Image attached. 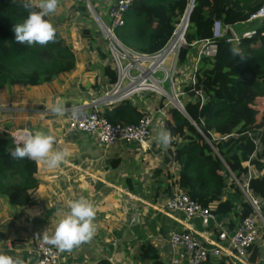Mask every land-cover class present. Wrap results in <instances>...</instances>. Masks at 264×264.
I'll use <instances>...</instances> for the list:
<instances>
[{"label":"trees","instance_id":"obj_1","mask_svg":"<svg viewBox=\"0 0 264 264\" xmlns=\"http://www.w3.org/2000/svg\"><path fill=\"white\" fill-rule=\"evenodd\" d=\"M263 1L194 0L184 40L187 45L196 44L192 49L180 50L179 62L184 63L186 55L195 52L199 41L211 38L214 21L222 27L242 26ZM22 2L0 0V105H5L4 96L12 87L36 88L67 75L75 67L74 53L56 23H53L57 29L55 43L28 46L15 42L14 26L28 15ZM188 3L189 0H136L124 15L123 26L115 30V36L135 53L153 54L170 38ZM78 7L86 12L82 3ZM78 31L84 47L96 51L105 82L112 86L116 77L108 56L95 44L90 29L80 27ZM250 34L240 35L236 44L228 42V33L223 34L214 42L215 55L196 63L195 84L205 98L185 103L186 117L174 109L167 110L163 129L171 130L174 140L164 155L165 168L153 173L159 186L155 197L160 198L154 200L157 205L164 203L176 188L214 216L224 218L229 230L252 216L241 190L259 201L264 219V22ZM234 47L241 49L247 59L233 57L229 50ZM137 99L142 102L146 98L134 96L130 100ZM130 100L102 106L98 114L110 123L134 124L147 114ZM14 147L11 138L0 135V198L18 208L28 205L38 190V169L37 161L15 160L9 151ZM171 162L179 167L175 180L167 173ZM260 171L262 176L252 177V172ZM250 178L248 192L246 183ZM231 194L238 197L232 199ZM138 252L139 260L156 264L157 255L149 244L139 246ZM95 264L109 263L99 260ZM204 264L231 263L221 256Z\"/></svg>","mask_w":264,"mask_h":264},{"label":"crops","instance_id":"obj_2","mask_svg":"<svg viewBox=\"0 0 264 264\" xmlns=\"http://www.w3.org/2000/svg\"><path fill=\"white\" fill-rule=\"evenodd\" d=\"M98 1L99 7L95 6L92 8L93 12H89L93 16V27L97 20L106 21L102 10L103 0ZM76 8L79 9L78 4ZM79 11L84 14L80 9ZM56 25L69 31L62 36L74 53V69L67 75L58 76L36 88L12 87L4 96L5 105H0V135L11 138L17 130H41L54 135V149L66 150L67 156L55 169H49L36 160V180L39 188L28 205L12 207L7 205L4 198H0V251L18 256L26 264H30L31 255L28 253L34 242L43 239L45 233L52 235L61 214L68 210V202L81 196L95 206L94 223L97 232L90 242L75 248L71 253L65 252L64 264H95L99 260L109 264H154L150 260L138 259V248L145 244L154 249L157 255L156 264H170L175 251L168 246L169 233L189 227L203 239H214L217 233L215 227H203L198 220H194L185 228L180 215L164 213L163 207L167 200L160 205L154 202L160 196L155 197L159 186L153 179V173L165 168L163 160L166 152L157 142V134L163 129L167 110L173 109L165 98L149 93L138 96L146 98L142 102L138 99L130 100L152 118L151 136L146 148L135 144H116L104 148L86 135L66 132L65 114H54L51 111L53 104L63 101L66 112L73 109L88 112L91 110L89 102L102 98L106 90L112 87H108L105 82L102 68L97 63L96 51L85 48L80 40L79 28L90 29L89 35L95 44L103 45V54L110 61L111 59L105 50V42L101 36L98 38L92 35L91 27L73 21ZM96 29L100 34L97 24ZM194 61V54L191 52L186 55L184 63H180L174 77L176 90L183 89L188 82ZM93 63L100 67V78L94 73ZM111 63L117 77L114 64L112 61ZM188 101L186 97L182 98V106ZM120 102L100 104L98 109ZM178 172L176 163L171 162L167 166L171 180H175ZM262 174V171L252 172V177ZM251 180L248 179L246 183L247 191H251ZM177 192L180 191L175 188L173 194ZM231 197L236 199L238 196L231 194ZM216 218L218 222L222 221L228 232L232 231L227 228L224 218ZM257 226L260 235L247 251L248 264H264L262 226L259 223Z\"/></svg>","mask_w":264,"mask_h":264},{"label":"built area","instance_id":"obj_3","mask_svg":"<svg viewBox=\"0 0 264 264\" xmlns=\"http://www.w3.org/2000/svg\"><path fill=\"white\" fill-rule=\"evenodd\" d=\"M135 1L103 0V13L106 21L97 20L96 24L100 36L105 42V49L116 69V81L110 89L106 90L102 98L89 102V107L92 110L90 113L82 112L83 115L78 119L72 117V111L65 113L68 134L86 135L104 148L116 144H135L142 148L148 147L152 118L145 116L129 125L110 123L98 114L97 110L101 106L100 104L111 105L123 100H130L134 96L150 93L165 98L174 110L185 115L181 105L182 98L186 97L189 101L197 102H201L205 98L204 93L195 84L196 63L200 59H209L215 55L214 42L223 34L230 35L228 42L237 41V38H234L232 34V28L222 27L218 21H214L211 38L199 41V47L193 52L195 61L188 82L183 89L176 90L174 77L180 67V50L182 48L192 49L196 44L187 45L184 40L188 22L185 19L186 10L161 49L153 54H138L123 46L114 33L117 28L123 26L124 15ZM255 20H264V1L260 8L249 17L246 24ZM250 35L248 32L242 36L249 37ZM188 88L190 97L187 95ZM23 134L24 131L17 130L13 132L11 139L16 144ZM242 194L252 210V216L242 219L231 232H228L222 221L218 222L208 209L193 202L183 192L172 194L164 204V213L180 215L182 226L185 228L194 220H198L203 227H215L217 233L214 239H203L192 232L189 227L169 233L167 243L170 249L175 251L170 264H204L209 259L221 256L231 264H248L247 251L255 244L260 235L258 223L262 226L261 234L264 237V219L259 201L249 197L245 191H242ZM28 254L31 255L30 264H64L65 261V252H59L52 245L44 243L43 239L35 241Z\"/></svg>","mask_w":264,"mask_h":264},{"label":"clouds","instance_id":"obj_4","mask_svg":"<svg viewBox=\"0 0 264 264\" xmlns=\"http://www.w3.org/2000/svg\"><path fill=\"white\" fill-rule=\"evenodd\" d=\"M59 0H23L22 7L28 10L27 18L19 24H15V42L32 46H41L55 43L57 29L53 22L46 19L55 13ZM233 57L239 56L241 60L247 59L243 51L238 47L231 48ZM51 111L63 116L67 111L63 101L53 104ZM73 118L83 115L78 109L71 112ZM55 136L41 130H25L20 141L14 148L9 149L15 160L28 158L33 161H41L47 168L55 169L66 159L67 151L54 149ZM174 140L171 130L164 128L157 134V142L164 150H167ZM68 210L61 214L52 235H43L44 243L52 245L59 252L71 253L75 248L90 242L97 232L96 209L94 204L81 196L68 202ZM0 264H26L20 257H14L0 251Z\"/></svg>","mask_w":264,"mask_h":264},{"label":"rangeland","instance_id":"obj_5","mask_svg":"<svg viewBox=\"0 0 264 264\" xmlns=\"http://www.w3.org/2000/svg\"><path fill=\"white\" fill-rule=\"evenodd\" d=\"M79 3H82L84 5V7L86 8L85 10L87 12V16H86V12L84 14H81V12L79 11L80 8L79 9L76 8V5ZM95 6L99 7V1L98 0H96V1L95 0H59V5H58L55 13L50 14L47 18L51 19V21L53 23H56V24H60L62 22H71V21L79 22L83 26L91 27L92 28V31H91L92 35L100 38V34L96 29V24H95V27H93V24L91 23V21H92L91 17H93V16L89 13L92 11V8H94ZM80 10L82 12H84L82 9H80ZM102 10H103V6H102ZM262 22H264V20L260 21V23H262ZM260 23H259V21L255 20L252 23L244 24L242 26L233 27L232 28V34H233L234 38L238 39V37L240 35H243L245 33L250 32L256 26H258ZM59 30L62 32V34H66L65 33L66 28L65 27L64 28L61 27V28H59ZM233 44H236V42H233ZM101 50L104 51L103 45L101 46ZM85 58L88 59L87 56H85ZM94 59H95V56H93L92 60H94ZM93 70L95 71L94 73L96 74V76H98L97 78H100V67L95 63H93ZM182 104H183V102L181 103V105Z\"/></svg>","mask_w":264,"mask_h":264},{"label":"water","instance_id":"obj_6","mask_svg":"<svg viewBox=\"0 0 264 264\" xmlns=\"http://www.w3.org/2000/svg\"><path fill=\"white\" fill-rule=\"evenodd\" d=\"M193 2H194V0H190L189 3H188L187 9H186V11H185V17H186L185 19H186V20H188L189 14H190L191 9H192ZM177 112H178V111H177ZM178 113H179L180 115L186 117V115H184V113H180V112H178Z\"/></svg>","mask_w":264,"mask_h":264}]
</instances>
